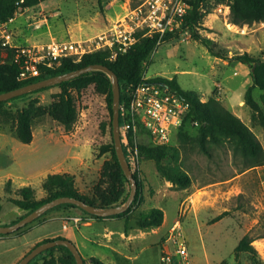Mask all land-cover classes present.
<instances>
[{"label": "rangeland", "instance_id": "374dc122", "mask_svg": "<svg viewBox=\"0 0 264 264\" xmlns=\"http://www.w3.org/2000/svg\"><path fill=\"white\" fill-rule=\"evenodd\" d=\"M140 1L43 0L34 7L18 11L5 23V29L18 48L54 41H82L105 30L123 17L128 7ZM225 1L210 0L213 12L206 26L214 33H209L205 27L199 32L224 46L228 59L211 56L191 36H170L159 43L144 63L143 75L148 78H175L183 90L197 92L202 102L215 95L225 108L251 129L264 151V131L258 121L252 120V111L244 101L245 90L252 84L249 67L231 59L237 53L261 55L264 51V21L250 26L232 24L225 12ZM58 92V87H52L0 106V223H5L13 215L23 214L24 211L14 204V200L20 198L17 191L22 186H31L35 198L41 199L45 197L41 188L44 178L49 173L67 172L74 175L79 192L89 196L100 177L102 164L112 160L110 152H99L100 147L111 139L107 129H100V124L108 123L110 116L105 96L92 86L80 94L73 93L77 120L69 131L46 115L34 119L30 143L24 144L16 139L13 128L18 112L30 103L50 105ZM261 92L254 87V98L262 107ZM138 136V144H150L149 137L143 133ZM195 136L194 126L190 127L185 141H180L174 133L170 143L176 148L177 156L162 161L188 173L191 181L185 188L168 181L153 159L142 157L140 168L132 170L141 185L140 201L134 210L144 212L152 207L160 208L165 214L164 229L167 231L178 221L193 264L222 261L249 264L246 255L236 256L234 253L238 241L246 234L254 238L251 244L257 250L260 264H264V236L260 237L264 234V164L246 166L245 160L228 143L221 147L212 145L210 155H206L195 143ZM123 191L124 194L130 192L126 177ZM75 211L86 216L78 208ZM54 213L29 227L33 229L8 235L17 237L5 246L16 248L0 256V264L24 251L23 243L33 241L38 234L52 227H60V221H47ZM218 216L222 217L216 220ZM70 227L62 232L74 243L84 260L88 256L100 260L110 258L112 252L102 244L100 237L95 242L89 240L92 228L81 226L80 230H75Z\"/></svg>", "mask_w": 264, "mask_h": 264}, {"label": "trees", "instance_id": "16d2710c", "mask_svg": "<svg viewBox=\"0 0 264 264\" xmlns=\"http://www.w3.org/2000/svg\"><path fill=\"white\" fill-rule=\"evenodd\" d=\"M41 1L43 0H0V23L9 22L15 17L18 11L34 7ZM186 2L190 8L185 17V26L189 29L191 37L203 45L211 56L224 60L228 59L229 56L224 46L215 40L203 36L199 32L200 29L205 27L204 29H207L209 33H214L209 26H206L210 22V18L208 17L213 12V6L210 4V0H186ZM224 4L225 12L232 24L250 26L254 22L264 21V0H226ZM169 37L167 35L164 39L166 40ZM158 45L157 36H142L138 34L136 43L127 52L119 54L115 58H112L111 50L103 48L83 54L78 61H74L72 57L61 58L59 61L50 65L42 61L37 65L38 74L28 76L24 79L19 78L24 68L23 59H15V49L0 46V94L46 78L65 74L87 65L99 64L107 66L118 76L121 90L119 106H121L127 100V94L124 92V89L132 88L142 81L143 65L148 61ZM231 59L245 63L249 67L252 84L245 90L244 101L252 111V120L258 121L264 131V51L259 57L248 53H237ZM151 79L168 85L180 98L188 103V110L183 117L182 125L175 132L180 141L188 139L190 127L194 126L196 128L194 141L204 154L210 155V147L212 145L221 147L228 143L231 145L233 151L245 160L246 166L253 167L264 164V151L255 134L238 116L225 108L215 95H211L206 101L202 102L197 92L183 90L175 78L165 79L157 77ZM89 86H92L97 93L105 96L106 109L110 120L108 123H101L100 129H107L111 139L107 145L100 147L99 152L101 154L110 152L112 160L105 161L102 164L100 177L93 186L89 196L79 192L75 185L74 175L67 172L49 173L44 178L41 188L45 192V197L41 199L35 198V191L31 186H22L17 191L20 198L14 200V204L24 212L21 216L12 220L11 223L16 222L42 204L58 197L79 199L96 208H108L122 204L127 199L128 194H124L123 191L125 175L118 162L112 137L111 83L109 77L103 71H87L69 80L29 92L35 93L52 87H58L59 89V92L54 95V99L50 105L42 106L30 103L18 112L13 128L14 136L21 143H30L33 138L32 125L34 119L46 115L61 125L65 131H69L77 120V109L73 93L80 94ZM254 87H258L262 91L260 95L263 104L262 107L254 98ZM29 93L9 100L0 101V106ZM119 122L121 125V118ZM148 140L150 144H138L140 156L153 159L161 174L172 184L183 188L187 187L191 180L186 171L178 166H167L162 163L168 157L173 159L177 156L176 148L170 142L167 144H156L151 139L148 138ZM133 177L137 183V192L133 202L125 211L107 217L126 218L125 224L128 218H132L136 225L142 229L161 226L164 214L160 208L152 207L144 212H136L134 210L140 201L141 185L136 173H133ZM73 208L80 209L86 215L83 218V222L88 221L89 218L96 220L107 218L90 214L74 204L63 203L47 210L37 219L10 234L23 233L26 231L25 229L39 222L41 218L52 212H67ZM221 217L218 216L216 220ZM10 234H0V236H8ZM263 236L264 234L260 237ZM63 238L65 237L56 236L54 238H45L37 242L34 246L43 242ZM253 240L254 238L251 236L244 235L235 246L234 253L236 256L239 254L246 255L249 264H260L261 261L257 250L251 244ZM57 251L59 252L58 255H56ZM115 257L117 264H129L128 260L121 258L117 254ZM89 261L91 264H104L94 257L90 258ZM28 264H76V262L68 248L58 245L40 252ZM217 264L227 263L222 261ZM237 264L241 263L238 262Z\"/></svg>", "mask_w": 264, "mask_h": 264}, {"label": "built area", "instance_id": "2783aa9c", "mask_svg": "<svg viewBox=\"0 0 264 264\" xmlns=\"http://www.w3.org/2000/svg\"><path fill=\"white\" fill-rule=\"evenodd\" d=\"M189 8L186 0H141L137 5L128 7L123 17L92 38L54 41L24 48H18L11 42L5 23H0V46L15 49V59H23L24 68L19 78L24 79L37 75V65L42 61L48 65L65 57L78 61L83 54L103 48L111 50L112 58H115L136 43L138 34L157 36L158 44L167 35L190 37L189 29L185 26ZM124 92L127 100L119 106V120H122L120 134L125 159L132 171L140 168L142 160L138 134L142 132L156 144L169 143L182 125L188 103L168 85L145 75L140 83L125 88ZM81 221L80 216H66L62 219V230H68L71 224L77 227ZM159 264H193L178 221L169 227L160 246Z\"/></svg>", "mask_w": 264, "mask_h": 264}, {"label": "crops", "instance_id": "0c3cea01", "mask_svg": "<svg viewBox=\"0 0 264 264\" xmlns=\"http://www.w3.org/2000/svg\"><path fill=\"white\" fill-rule=\"evenodd\" d=\"M68 212V213H67ZM57 211L55 212L47 221L57 220L61 222L60 227H52L48 229L45 233L38 234L33 241H27L23 243L25 245L24 251H21L13 259H10L5 264H16L31 248L39 241L45 238H54L56 236H62L66 238V235L62 232V219L66 216H80L82 221L76 227L75 230H80L81 226L90 227L93 230L89 240L95 242L98 241L97 238L100 237L103 241L102 244L106 246L111 252L112 255L110 258L106 257L105 260H100L104 264H117L115 255L117 254L121 258H124L129 261V264H159L160 256V246L164 239L166 238L167 229H164L165 226V214L163 218L162 225L154 228H139L135 221L132 218H103L100 220L89 218L88 221L83 222L84 215L76 213L75 209L71 211ZM22 215V214H21ZM19 215V216H21ZM19 216L10 217L5 223H0L4 225L11 224V221L14 218ZM71 228V227H69ZM68 228V229H69ZM33 229V228H29ZM16 235L14 236H0V256L4 255L6 252L13 251L16 247L5 246V244L11 241H15ZM85 237V236H84ZM87 238V237H85ZM148 238L156 239L150 241ZM149 240V241H147ZM150 248H152L150 250ZM148 251H150L148 253ZM93 256H88L85 259V264H91L89 259ZM97 259V258H96Z\"/></svg>", "mask_w": 264, "mask_h": 264}, {"label": "water", "instance_id": "95a60500", "mask_svg": "<svg viewBox=\"0 0 264 264\" xmlns=\"http://www.w3.org/2000/svg\"><path fill=\"white\" fill-rule=\"evenodd\" d=\"M91 70L103 71L110 79L111 89H112V137L114 141V148H115V153H116L118 162L120 164V167L126 179L130 183V192L128 194L127 199L125 200L124 203L119 204V205L111 206L108 208H96L79 199L70 198V197H58V198H55L53 200H50L42 204L41 206L29 212L27 215L20 218L14 223H11L8 225H0V234L13 233L17 231L18 229L24 227L26 224L40 217L47 210L57 205L63 204V203L74 204L90 214L107 217V216L119 214L125 211L133 202L136 192H137V183L125 159L123 146L121 142L120 122H119V101H120L121 90H120L119 78L110 68H108L107 66L99 65V64L87 65L85 67H82L80 69H77L71 72H67L65 74H60L57 76L46 78V79L31 83V84H28V85H25V86H22V87H19V88L10 90V91H7L5 93H1L0 101L9 100L14 97L21 96L23 94H26L32 91L39 90L41 88H45V87L54 85L59 82L69 80L71 78H74L82 73H85ZM58 245L65 246L66 248L69 249V251L72 253L75 259L76 264H85L84 259L80 255L74 243L67 238L47 241V242H43V243H40L34 246L16 264H28L40 252L48 248L58 246Z\"/></svg>", "mask_w": 264, "mask_h": 264}]
</instances>
